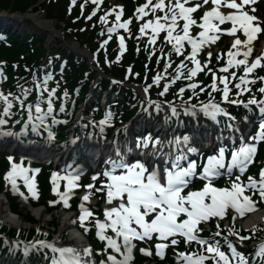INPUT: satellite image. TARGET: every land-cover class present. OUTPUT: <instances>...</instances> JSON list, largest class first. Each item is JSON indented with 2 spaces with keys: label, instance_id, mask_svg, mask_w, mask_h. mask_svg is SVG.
I'll use <instances>...</instances> for the list:
<instances>
[{
  "label": "snow or ice",
  "instance_id": "6c2138e0",
  "mask_svg": "<svg viewBox=\"0 0 264 264\" xmlns=\"http://www.w3.org/2000/svg\"><path fill=\"white\" fill-rule=\"evenodd\" d=\"M75 2L76 0H72L73 4ZM91 2L97 7L102 4V0H91ZM190 3H192V0H155V3H153V0H146V3L136 8L134 13L136 19H143L149 13L153 15L154 19L146 21L139 28L141 36L145 35L147 30H151L150 44H154L161 33H166L164 39L172 45L171 50L177 55L183 54L185 43L191 47V52L176 67V74L171 77L168 83L164 84L163 90L159 95H165L171 84L176 83L180 79H185L189 83L185 87H181L177 95L182 98L186 88L192 91V95L180 105L166 102L170 115L166 114L165 122H169L172 117L179 118L181 112L193 119L198 115H203L214 123H219L218 118L220 116L228 117L230 120L235 119L221 106L222 103L243 105L245 108L256 105L260 113L264 114V100H258L255 96L250 97L247 102L238 99L244 93L252 91L251 85H254L257 79L264 84V77H251V74L257 68L264 67V64H262L264 54L256 57L251 63L249 62V57L253 52L251 45L258 38V35L264 32V28L261 27V23L264 22L253 14L256 12L254 5L258 3V0H239V2L238 0H203V4L195 3L194 6H187ZM209 3L212 4V8L203 13L198 23L197 20L192 18V14ZM83 7L84 5H81L82 9ZM117 7L119 6H114L104 16L100 17L102 22L107 23L108 16L115 14L116 23L107 28L109 34L117 29L128 30L132 22V18L120 22L123 8L119 7L117 11ZM223 7L231 11L225 14L220 11ZM157 11L163 13V15L156 16ZM95 14L96 10L94 9L88 19H91ZM181 20L183 21L182 27L179 23ZM225 23H230L231 27L222 29L220 25ZM192 26H198L201 29L195 37L190 34ZM238 32L243 34L244 40L237 36ZM222 34L233 36L235 39L226 53L228 57L226 65L218 69V71L227 73L231 68L243 66V74L239 77H237L236 72H231L230 76L222 75L217 77L216 73L208 68L211 52L208 53V59L203 65L197 59L202 49L205 46L215 44ZM109 39H111V36H109ZM119 41L123 51L124 37L120 36ZM107 42V40L104 41L105 44ZM238 57L243 58L238 59ZM220 58L222 57L218 55L217 59ZM186 61H190L193 67L188 68ZM169 67H171V61L166 63L164 75L157 73L153 77V85L158 86L161 80L165 79L167 68ZM205 68H208V72L212 74V83L202 87L199 83L192 81ZM0 74H2V71H0ZM51 79V74L46 75L42 81H36V78L33 77L35 88L39 92L35 104L25 105L22 99V97H26L29 94L31 89L22 88L21 96H13V99L19 102L21 109L27 111V120H25L24 127L21 129L22 132L26 131L29 125H31L34 132H37L41 127H48L45 121L53 115V98L56 91L55 88L49 91L46 87ZM217 81L223 85L222 88L218 86ZM233 81H235L233 86L237 90L235 93L237 98H230L232 88L229 85ZM153 85L145 87L144 92L147 93ZM197 88H199V92L196 91ZM206 88L211 89L208 92V101L200 102L199 104L191 103L193 97H198L200 93L206 91ZM44 92H48L46 110L41 108V104L45 103ZM215 92L221 93L220 101H217L213 96ZM258 92L264 94V86L260 87ZM9 96H12V94L5 96L0 92V100L5 105L2 112H0V136L19 135V133L11 131L5 132L2 128L8 123L4 117L12 115L10 110L13 107V103ZM149 105H155L158 112L163 110V105L155 101H149ZM178 108L181 111H178ZM61 111H63V107H61ZM111 116L112 113L108 112L105 119L100 121L101 133H103V126L109 123ZM52 122L56 123L57 121L53 118ZM228 127L232 128V125L229 124ZM235 131L239 132V129L236 128ZM51 137L52 133L49 130V138ZM190 140L191 137L188 135H184L182 138L177 136L166 143L158 138L153 140L151 136L138 139L136 148L141 150V156L144 154L143 150L151 146L152 152L149 153V156L153 160L160 156L163 157V166L153 163L151 170L148 167V162L143 159H137L132 163L127 161L126 156L132 152L131 148L126 153H122L119 147L115 149L116 158H110L106 162L109 167L103 172L107 182L103 183L101 188L96 189L97 192H105L106 205H112L110 208L105 207V220L103 222L99 219L95 221L98 238L106 242L104 251L107 252L108 248L113 250V253L107 254L106 261L102 260L101 264H132L134 241L151 240L154 235L159 241L154 246L157 257H163L168 247H174L179 243L175 238L177 236L183 237L186 244L195 242L200 246L201 250L198 252L174 253L177 264H206L208 260H211L212 264H264V242L254 246V250L246 254L244 251L238 250L237 245L229 240L228 236H224L222 238L227 246V251H224L220 240L216 239V237L221 236L220 231L213 233L208 238H203L200 236L202 229L199 228L202 222H208L211 218H224L229 210L234 213L233 220L255 211L257 202L253 201L251 196L245 195L247 190H251L253 195L258 193L260 201H264V166H261L259 170L258 180L249 176L247 183H244L240 179V175L244 174L254 162V157L258 151V143L264 142V115L261 116L259 129L255 135L249 137L247 142L243 135L240 136V145L238 148L233 147L231 159L227 164L225 163V152L227 149L221 147L218 154L207 157L202 170L197 172L199 166L195 160L190 159V155L198 154V149L188 146ZM165 147L169 148V152H163ZM8 159L9 161L12 160L11 157ZM182 162H186V166ZM234 170L240 175L236 176V180L231 182L230 187L217 188L213 186L215 178L223 175L231 176ZM29 171V169L23 168L21 165L12 163L11 170L5 175V180L11 184L13 191H18L16 178L17 176H23L28 191L33 197H37L32 178L25 175ZM31 171L38 172L39 170ZM96 178V176H93V180ZM61 179L67 181L63 193L58 192V181ZM78 179L79 172L75 170L62 177L55 173L52 176L53 191L57 192L66 207L73 189L79 187L76 183ZM194 179L205 180L204 187L201 190L190 191L187 195H183V190ZM85 187L87 191L79 205L81 210L79 222L82 225L90 217H93V213L84 206V202L90 201L94 185L90 184ZM20 195L23 196V193H20ZM182 214L186 218L178 221V217ZM149 216L153 217L150 221L147 219ZM217 228H219V225H217ZM87 230L85 228V231ZM108 230H111L112 236L106 235ZM257 230L255 227L252 229L253 232ZM228 235L236 236L240 242L250 238L248 236H240L232 228L228 229ZM169 239L170 244L167 243ZM17 245H19V242H17ZM37 246L51 250L53 253L51 264H93L90 259H86L92 255L90 248L57 247L55 243L41 240L26 245L24 251L27 253L30 248ZM140 251L144 255H152L151 249L141 248ZM116 254H119V259Z\"/></svg>",
  "mask_w": 264,
  "mask_h": 264
},
{
  "label": "bare ground",
  "instance_id": "6f19581e",
  "mask_svg": "<svg viewBox=\"0 0 264 264\" xmlns=\"http://www.w3.org/2000/svg\"><path fill=\"white\" fill-rule=\"evenodd\" d=\"M1 11V9H0ZM9 13V12H8ZM0 22L4 25H18V26H23L24 25V19L20 20L19 17H10L8 15H4L1 14L0 15ZM38 24H39V32L42 33H48L49 35V40L51 42H57L58 41V35L56 32V29H53V24H49L48 21L46 22V20H40L38 19ZM71 48L80 51V55L85 56L87 54V52L83 49H79L78 46L76 45H71ZM136 124V122L130 126H134ZM130 126L127 127V129H130ZM161 128H164L163 126ZM127 132V131H126ZM7 201L4 198H0V217L6 221L7 223H15L16 225L21 224V217L18 218L17 215L13 214L10 211V207L8 205H6ZM33 213L36 215H39L40 217L44 216L45 211H43L41 208L35 207L33 208ZM32 213V214H33ZM33 214V215H34ZM262 213H258L255 215V217L253 219H250L247 222V225H250L252 223H254L255 221H259L261 218ZM72 220H73V216H71V214L69 213H63L61 216V227H69V229H73L72 228ZM4 237H7V235H5ZM70 240H71V244H75V243H81L82 237L80 236V234L73 230L71 231L70 234ZM1 246H6V250L2 251ZM12 246L10 242H8L5 239L0 240V253H6L9 249V247Z\"/></svg>",
  "mask_w": 264,
  "mask_h": 264
},
{
  "label": "trees",
  "instance_id": "16d2710c",
  "mask_svg": "<svg viewBox=\"0 0 264 264\" xmlns=\"http://www.w3.org/2000/svg\"><path fill=\"white\" fill-rule=\"evenodd\" d=\"M38 0H0V9L1 10H10V11H20V12H25L31 4L36 3ZM127 4H128V9L130 10L132 8V2L131 0H126ZM53 6V5H52ZM52 6H50V9L47 10V15L50 16L52 14H50L51 10H52ZM50 14V15H49ZM14 39H15V46L14 48H5L4 46L0 47V55H6L9 58L12 59H20V52L24 51L23 47H26L28 49L27 45L22 44L21 42L23 41V39L25 37H27L28 35H21L20 33H18L17 31H15L14 33H12ZM39 40H35V47L33 49V51H31L30 49H28V53H25V58L27 60H31L33 56H36L39 54L41 48H42V42L40 41V43L38 45H36V43ZM36 52V53H34ZM133 56H131L130 59H132ZM24 59V58H23ZM139 70H143V64L141 62L138 63ZM4 165L5 166V162L4 160H1L0 162V166ZM44 183V190L45 193L48 190V185L46 182V179L43 181ZM2 187V181L0 178V189ZM11 205H12V209L15 211H19L20 209V203L17 201H13L11 200ZM26 211V215H25V219L27 222H30L31 224L36 223L38 220L37 218L32 214V212L28 211L27 209H25ZM52 224L54 225V227H58V221L56 218L53 219ZM33 232V230L31 231Z\"/></svg>",
  "mask_w": 264,
  "mask_h": 264
},
{
  "label": "rangeland",
  "instance_id": "374dc122",
  "mask_svg": "<svg viewBox=\"0 0 264 264\" xmlns=\"http://www.w3.org/2000/svg\"><path fill=\"white\" fill-rule=\"evenodd\" d=\"M1 14H4V15H8L10 17H19L20 20L24 19V25L23 26H18V25H14L12 24L11 26L18 30V31H21L23 33H32L35 35V37H41V38H44L45 39V42H44V46L48 47V48H53L52 50L54 49H58L59 47H62L64 50H69L70 46H69V42L65 39H63V34L60 33V30L58 28H56V32L58 34V41L57 42H51L49 40V35L48 33H40L39 32V24H38V19L40 20H46V22L48 21L49 24H53V26H55V22L54 21H50L48 19L45 18V15L41 12H37V11H28L27 13H20V12H16L14 11L13 13H8V11H0V15ZM56 27V26H55ZM54 29V27H53ZM0 198H4L6 200V198L1 195ZM7 201V200H6ZM8 204V201L6 202ZM38 208H41L43 211L44 208L43 207H38ZM26 209L30 212L33 213V208L31 207H26ZM21 212H23V207H21ZM24 213H26V211H24ZM34 214V213H33ZM62 212L60 211H54L52 213H48V212H45L44 213V216L40 217L39 215H35V217L38 219V222H45V223H50V226H52V222H53V219L56 218L57 221H58V227L61 228V216H62ZM0 221L2 222V224H6L1 218H0ZM22 225H25L26 227H29L30 226V223H26V222H23L22 220H20ZM12 224V223H10ZM16 225V224H14ZM61 230V229H60Z\"/></svg>",
  "mask_w": 264,
  "mask_h": 264
}]
</instances>
